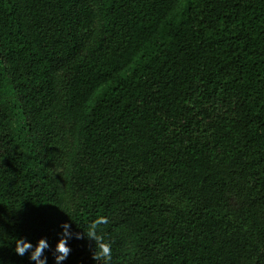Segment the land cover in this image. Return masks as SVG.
<instances>
[{"label":"trees","instance_id":"trees-1","mask_svg":"<svg viewBox=\"0 0 264 264\" xmlns=\"http://www.w3.org/2000/svg\"><path fill=\"white\" fill-rule=\"evenodd\" d=\"M62 221V264H264V0H0V264Z\"/></svg>","mask_w":264,"mask_h":264},{"label":"clouds","instance_id":"clouds-1","mask_svg":"<svg viewBox=\"0 0 264 264\" xmlns=\"http://www.w3.org/2000/svg\"><path fill=\"white\" fill-rule=\"evenodd\" d=\"M106 223L107 219L105 217H97L90 223L88 232H83L84 236L93 241L102 240V236L97 233V225ZM71 227L72 226L68 221H62L60 224L61 235L55 241L54 245L53 259L55 264H62V262L67 259L70 252V247L67 243L68 238L72 236H75L76 238L81 237V233H74L71 230ZM48 248L49 243L44 237H38L35 244L24 237H15L13 250L20 256H23L28 252L29 259L34 261L35 264H47V257L44 255V251ZM93 251L95 250L93 249ZM92 256L94 260L103 257L104 264H110L112 259L111 245L109 243H102L97 254L95 256L92 254Z\"/></svg>","mask_w":264,"mask_h":264}]
</instances>
